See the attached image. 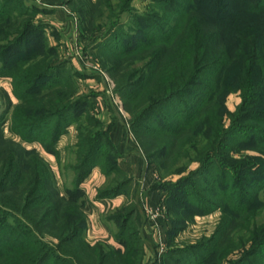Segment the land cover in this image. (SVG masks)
I'll use <instances>...</instances> for the list:
<instances>
[{
  "label": "trees",
  "instance_id": "1",
  "mask_svg": "<svg viewBox=\"0 0 264 264\" xmlns=\"http://www.w3.org/2000/svg\"><path fill=\"white\" fill-rule=\"evenodd\" d=\"M153 5L154 10L136 15L139 23L132 30L137 37L124 36L122 46L117 41L104 46L114 41L110 28L97 48L109 61L135 54L149 57L136 71L139 76L130 75L115 89L131 115L130 130L147 160L153 163L179 149L188 159L193 153V161L199 163L186 177L162 184L168 210L189 219L221 212L211 238L187 256L181 249L168 252L165 264H264V0H154ZM2 8L0 20L5 23L27 15L21 8ZM10 8L14 15L4 17ZM33 27L26 23L15 43L0 46V61L20 59L21 53L26 54V62L32 60L38 34L29 41L24 37ZM234 63L239 66L233 89L224 80L229 82L227 72ZM33 78L37 82L29 84L30 90L39 88L33 102L41 105L28 115L15 107L13 123L18 122L8 131L50 153L66 129L76 124L73 189L61 195L43 157L5 139L0 131V264H146L137 233L140 222H131L138 214L133 205L112 216L119 228L115 234L119 248L85 242L87 217L78 199L79 185L97 166L105 176L121 173L115 160L108 168L101 161L103 154L112 156L114 147L107 132L87 128L89 118H79L86 99L45 108L42 100L50 92L43 94V88H61L58 67ZM43 79H48L47 85L38 83ZM232 90L240 91L242 100L236 112L229 113L224 99ZM225 115L230 119L228 127ZM242 151L261 156L242 160L231 156ZM111 182L99 198L125 193L130 180L112 178ZM46 225L48 230L43 228ZM44 231L58 243L44 241ZM66 245L77 246L89 260H81Z\"/></svg>",
  "mask_w": 264,
  "mask_h": 264
},
{
  "label": "rangeland",
  "instance_id": "2",
  "mask_svg": "<svg viewBox=\"0 0 264 264\" xmlns=\"http://www.w3.org/2000/svg\"><path fill=\"white\" fill-rule=\"evenodd\" d=\"M153 2L154 0H0V16H2L1 12L4 11L3 5L16 7L18 10L21 8L20 10L27 13L25 16H16L17 20L12 23H5L0 20V46L10 42L15 43L18 38L17 32L24 31L23 28L28 22H31L34 27L24 37V40L29 41L31 37L33 38L35 34H38L37 51L32 53L31 57L29 56L31 61L26 62L24 60L26 59L24 53H21L20 59L0 61V122H4L3 126H0V131L5 139L11 138L10 140L22 144L27 149L36 150L43 157L54 174L61 195H65L64 190L73 189L71 183L74 179L72 166L76 162V124H72L70 126L72 128L66 129L52 148L53 150H49L50 153L45 152L39 143L21 142L17 136L8 131L11 124L18 122L15 120L13 123L15 107H20V110L28 115L31 109L41 105L33 102V94L39 89L36 87L30 90L29 84L37 82L33 76H39L54 66L58 67L61 88H43V94L50 92V96L47 97L46 95L42 100L46 105L45 108L53 109L62 103L71 105L77 100L86 99V105L83 106L82 111H78L80 119L85 116L89 118L90 123L88 125L86 123V127L92 129L95 126V130L107 132L109 138L115 129H119V140L123 144H118L117 148L112 143L114 147L112 156L108 155V157L103 154L101 161L107 167L115 160L118 169L121 170L123 167L126 171L121 170L119 175L116 173L112 176H105L102 174L101 168L97 166L96 168L105 180L101 176L95 182L88 181L85 187H82L88 176L79 185L81 194L78 199L79 202L84 203L83 211L87 217L85 242L90 245L103 242L109 244L111 248H119L120 245L115 241V234L119 232V228L112 216L120 208L133 205L138 208V214L133 216L131 222H140L137 233L143 243L146 264H165V254L168 252L181 249L182 253L187 256L191 250H195L194 247L200 242L211 238L221 212L215 210L208 214H195L189 219L182 214H174L173 210H168L164 200L166 192L160 189L162 184L175 182L181 177H186L189 172L199 167V163L193 161V153L190 155L191 159H188V157H184V151L179 149H175L173 154L160 158L153 163L147 160L130 130L128 122L131 115L125 110L124 103L115 89L118 84L128 81L130 75L139 76L136 71L149 61V57L146 54H135L125 59L122 58L120 61H116V59L109 61L97 48L110 28H113L112 31H114L113 35L110 36L113 37L114 41L106 42L104 46L112 45L116 41L122 46L123 43L121 42L125 39L124 36L137 37L136 32L132 30V28L136 29V24L139 23L136 15L154 10ZM49 6L62 11L63 15L67 17L66 21L72 22V28L70 29L68 25H65L64 20H62L63 22L59 20L55 22L57 16L54 14L53 8V10L48 9ZM10 9L11 11H8L7 15L4 14V17L14 15L13 8ZM238 19L239 16L236 21ZM51 21H54V26H50L49 22ZM35 26L40 28L37 29ZM25 47L20 48L24 50ZM10 65H14L13 68H10ZM238 66L237 63H234L228 69L229 82L226 83L227 81L224 80L227 87L230 86L234 89ZM8 72H12V77ZM47 81L48 79H43L38 83L47 85ZM49 97L50 102H47ZM241 100L240 91L232 90L227 93L224 99L226 110L229 113L236 112ZM83 111L86 114L81 115ZM94 119L98 122L97 124ZM229 124L230 119L225 115L224 126L228 127ZM83 126L85 125L83 124L81 127ZM131 144H134L135 147L133 150L131 148L128 150L129 147L127 146ZM107 149L111 150L110 148ZM133 153H136L137 156L133 157ZM46 154L50 155L51 159ZM114 154L118 155L117 158H114ZM122 154H128L135 160H125L121 156ZM138 155L142 160L144 159L143 164L142 162L141 164L138 163L137 159L140 158ZM247 155L261 156L254 151L231 154L233 158L241 160ZM128 164L132 166L129 167ZM178 172L181 173L178 174ZM124 177L130 180L125 188V193L121 194L127 200L125 204L114 207L110 202L95 203L96 201L114 199V197L99 198V195L109 187L112 178L121 180ZM89 205L96 207L93 206L94 211L86 209ZM86 210L89 211V215L95 212L94 216L90 215L91 218L87 215ZM258 221L260 222L261 219L259 218ZM10 223L12 222L10 221ZM43 228L48 230L47 225ZM42 234H44V241L52 244L58 243V240L51 237L46 231ZM66 248L72 254L78 255L81 260L85 262L89 260V257L82 254L83 252L77 251V246L66 245Z\"/></svg>",
  "mask_w": 264,
  "mask_h": 264
},
{
  "label": "crops",
  "instance_id": "3",
  "mask_svg": "<svg viewBox=\"0 0 264 264\" xmlns=\"http://www.w3.org/2000/svg\"><path fill=\"white\" fill-rule=\"evenodd\" d=\"M53 5V4H52ZM53 7H51V6H49V8L48 9H52ZM54 9V14H56V16H57V19H56V21L55 22H57V20H59L60 22H63L62 20H64L65 22H64V24L65 25H68V27L71 29L72 28V22L70 21H66L67 20V17H65L64 15H63V13H62V11H58L56 8H53ZM52 9V10H53ZM49 24H50V26H54V21H51V22H49ZM70 128H72V127H70ZM69 128V129H70ZM119 132H120V130L119 129H115V131H113V134L112 135H110V139H111V141H112V143L113 144H115V146L118 148V144L119 145H123V144H121V142H120V140H119V136H118V134H119ZM127 147H129V148H127L128 150L131 148L132 150L134 149V144H131L130 146H127ZM132 152V151H131ZM120 153H121V151H120ZM129 154V153H128ZM128 154H126V155H124V154H122L121 156H123V159H125V160H130V159H132V160H135V158H133L135 155H136V153H133L132 154V156L133 157H131V156H129ZM48 157H49V159H51V156L50 155H48V154H46ZM137 156V155H136ZM135 156V157H136ZM139 156V155H138ZM140 157V156H139ZM144 160V159H143ZM142 160V158L140 157V158H138L137 159V161H138V163L139 164H141V162H142V164L144 163V161ZM128 166H129V164H128ZM132 165H130L129 167H131ZM121 170L122 171H126L125 170V168H123V167H121ZM149 170V169H148ZM102 175L100 174V172H99V170H98V168H96V167H94L93 169H92V171H91V173H90V175H89V177L83 182V184H82V187H85V185H86V183H88V181H91V183H93V182H95L97 179H99V177H101ZM103 178H104V176H102ZM101 179V178H100ZM104 180H105V178H104ZM103 180V181H104ZM151 197V196H150ZM151 199H152V197H151ZM100 202H104V203H106V202H110V204H112L114 207H120V206H122L123 204H125L126 202H127V200H126V198L124 197V196H122V195H118V196H116V197H114V199H111V200H103V201H96L95 203L97 204H99ZM93 206L94 205H89V207H87L86 209H90V210H93ZM91 207V208H90ZM94 208H96L95 206H94ZM88 210H86V213H87V215H89V211ZM94 211V210H93ZM95 213V212H94ZM93 213V214H94ZM96 213H97V209H96ZM93 214H90V215H93ZM89 215V216H90ZM94 216V215H93ZM91 217V216H90ZM92 218V217H91ZM148 228V227H147Z\"/></svg>",
  "mask_w": 264,
  "mask_h": 264
}]
</instances>
